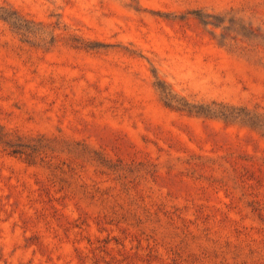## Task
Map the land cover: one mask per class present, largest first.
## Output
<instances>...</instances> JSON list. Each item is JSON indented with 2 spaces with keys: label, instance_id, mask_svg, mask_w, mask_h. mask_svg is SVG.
Wrapping results in <instances>:
<instances>
[{
  "label": "rangeland",
  "instance_id": "rangeland-1",
  "mask_svg": "<svg viewBox=\"0 0 264 264\" xmlns=\"http://www.w3.org/2000/svg\"><path fill=\"white\" fill-rule=\"evenodd\" d=\"M0 264H264V0H0Z\"/></svg>",
  "mask_w": 264,
  "mask_h": 264
}]
</instances>
